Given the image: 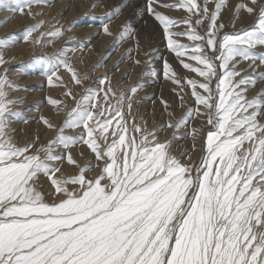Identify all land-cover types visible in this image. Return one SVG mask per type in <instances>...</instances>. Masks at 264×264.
<instances>
[{
	"label": "snow or ice",
	"instance_id": "obj_1",
	"mask_svg": "<svg viewBox=\"0 0 264 264\" xmlns=\"http://www.w3.org/2000/svg\"><path fill=\"white\" fill-rule=\"evenodd\" d=\"M36 2L0 0V10L23 13ZM157 6L181 10L184 19H171ZM223 8L225 0L214 2V11L208 0L149 2L148 12L163 26L167 48L183 58V69L198 77L179 76L164 62V75L181 91L191 89L197 105L166 125L173 129L167 141L157 135L164 127L148 130L134 122L128 127L133 98L145 83L116 95L104 87L105 76L99 78L100 88H88L79 98L67 91L72 107L50 101L58 114L61 106L65 110L61 125L43 120L56 132L54 139L39 147L35 141L20 145L11 125L22 114L8 111L18 101L8 102L5 92L6 87L19 89L8 83L6 74L0 77V264H264V91L253 99L246 95L264 81V74L245 77L238 70L240 60L250 61L253 68L264 66V53L254 51L264 48V4L242 0L236 6L237 19L246 12L257 22L235 34H221L224 26L217 20ZM121 12L118 6L111 17ZM205 19L209 24L201 32ZM181 27L185 30L172 31ZM35 31L0 38V49L18 39L27 42ZM178 38L191 43L180 44ZM118 39H136L134 26L125 22ZM71 51L62 49L42 71L51 77L63 67L81 86L84 78L65 58ZM148 55L152 60L146 61L145 80L158 75L150 67L157 57ZM180 101L183 105V95ZM196 116L204 117L207 131L193 128L181 134ZM77 129L75 136L65 135ZM188 135L201 140L199 164L173 154L172 141ZM80 143L97 161L95 176H88L90 162L81 167L71 154ZM65 161L76 175L63 173ZM42 176L52 186L47 196ZM50 197L57 199L49 203Z\"/></svg>",
	"mask_w": 264,
	"mask_h": 264
},
{
	"label": "rangeland",
	"instance_id": "obj_2",
	"mask_svg": "<svg viewBox=\"0 0 264 264\" xmlns=\"http://www.w3.org/2000/svg\"><path fill=\"white\" fill-rule=\"evenodd\" d=\"M149 2L150 0H38L23 13L0 10V21L7 20V23L0 25V38L13 34L22 37L26 30L36 29L27 42L18 39L13 46L0 49V55L3 56V62H0V77L6 74L8 83L19 89L6 87L5 92L8 102L18 101L14 104L10 103L8 111L22 114V119H16L11 125L15 131L14 139L20 145L35 141L36 146L39 147L54 139L56 132L49 129L43 120L47 119L55 125H61L65 119L63 115L65 110L61 106L58 114L56 107L50 101H63L72 107L73 101L66 96L67 91L71 90L79 98L88 88H100L99 78L105 76L107 81L104 87H111L116 95H119L121 91L128 92L134 85L145 83L143 90L133 98V107L127 116L128 127L131 129L133 122L141 127L146 126L148 130L164 127L165 130L158 132L157 135L161 140L171 139L173 129L166 125L169 122L179 121L189 109L197 105L191 96V89L186 88L181 91L164 75V62L167 61L179 76L196 79L198 77L183 69L180 62L183 58H177L167 48L163 26L148 12ZM179 2L180 0H160L161 4L168 5ZM200 2L203 3L204 0ZM214 2L218 0H208L210 11L215 10ZM241 2L242 0H225V8L221 10L217 20L218 25L224 26L221 34H235L242 30H250L257 22L254 16L246 12H241L239 18H236L235 8ZM243 3L248 4L249 0H243ZM258 3L264 4V0H258ZM118 6L122 9L121 14L111 17ZM156 11L174 20H182L185 15L181 10H167L158 6ZM125 22L134 26L136 39H125L120 42L118 38ZM208 24L209 20L205 19L199 31L203 32ZM105 28L108 32H105ZM57 30H62L60 36L50 35ZM184 30L181 27L172 31ZM37 40L39 43L36 42ZM178 42L185 45L191 43L186 38H178ZM69 48L72 51L65 58L70 67L84 78L85 83L81 86L74 82L72 73L63 67L51 77L42 71L50 58L60 54L62 49L67 51ZM254 51L264 53V48L257 47ZM130 52L131 55H129ZM149 53L157 57L150 67L154 68L158 75L145 80L144 74L146 70H149L146 61L152 60ZM136 60L140 61L139 65L135 63ZM184 62L192 63L187 60ZM100 65L103 66L99 67ZM238 70L245 77L264 74V66L253 68L251 62L246 60H240ZM240 78V76L236 77L237 80ZM262 91H264V81H258L249 88L246 95L249 99H253ZM181 95L184 97L183 105L180 101ZM164 101L167 102V106L163 103ZM112 103H115L114 98ZM170 113H174V116ZM193 128L206 132L204 117L192 118L189 125L181 130V134L190 133ZM79 131V129L68 131L65 135L75 136ZM172 145L173 154L179 159L188 163L190 156L192 163L199 164L202 151L199 138L193 141L191 135H188L186 139L173 140ZM70 151L81 167L91 163L93 171L88 173L89 177L98 173L99 169L95 168L97 161L85 144L80 143ZM186 152L188 155H185ZM61 168L66 176L77 174L74 166L66 161ZM40 183L47 196L52 191L50 182L42 176ZM55 199L57 198L50 197L49 203Z\"/></svg>",
	"mask_w": 264,
	"mask_h": 264
},
{
	"label": "bare ground",
	"instance_id": "obj_3",
	"mask_svg": "<svg viewBox=\"0 0 264 264\" xmlns=\"http://www.w3.org/2000/svg\"><path fill=\"white\" fill-rule=\"evenodd\" d=\"M130 4V3H129ZM59 5V4H58ZM85 8V7H84ZM83 9V8H82ZM69 10V9H68ZM73 11V10H72ZM129 13V12H128ZM68 14V13H67ZM252 18V17H251ZM65 20V19H64ZM134 22V21H133ZM135 22H137V21H135ZM138 23V22H137ZM78 26V25H77ZM144 27V26H143ZM152 27H154V26H152ZM140 29V28H139ZM143 29V28H142ZM153 29V28H152ZM101 34V33H100ZM94 37V36H93ZM25 48V47H24ZM93 57V56H92ZM30 78V77H29ZM34 79V78H33ZM24 82V81H23ZM37 82H39V81H37ZM25 84V83H24ZM27 84V83H26ZM29 84V83H28ZM36 85V84H35ZM30 88V87H29ZM258 90V89H257ZM34 91V90H33ZM38 91V90H37ZM44 91V90H43ZM18 97H19V95H18ZM29 99V98H28ZM35 100V99H34ZM33 105V104H32ZM46 107V106H45ZM27 109V108H26ZM40 112V111H39ZM33 118H35V117H33ZM37 118V117H36ZM36 121V120H35ZM21 123V122H20ZM58 124V123H57ZM17 125V124H16ZM31 128V127H30ZM32 129V128H31ZM39 129V128H38ZM18 137V136H17ZM197 153V152H196Z\"/></svg>",
	"mask_w": 264,
	"mask_h": 264
}]
</instances>
